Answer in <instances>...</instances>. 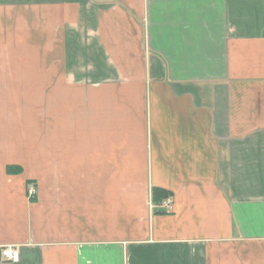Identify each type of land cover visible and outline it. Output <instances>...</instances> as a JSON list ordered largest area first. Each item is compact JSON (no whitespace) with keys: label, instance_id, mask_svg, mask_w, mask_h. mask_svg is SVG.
I'll return each instance as SVG.
<instances>
[{"label":"crops","instance_id":"0c3cea01","mask_svg":"<svg viewBox=\"0 0 264 264\" xmlns=\"http://www.w3.org/2000/svg\"><path fill=\"white\" fill-rule=\"evenodd\" d=\"M0 264H264V0H0Z\"/></svg>","mask_w":264,"mask_h":264},{"label":"built area","instance_id":"2783aa9c","mask_svg":"<svg viewBox=\"0 0 264 264\" xmlns=\"http://www.w3.org/2000/svg\"><path fill=\"white\" fill-rule=\"evenodd\" d=\"M28 195L30 198L35 195V187L29 185ZM157 209L163 213H169L172 209V201L170 198H165L160 204L157 205ZM1 258L4 262L17 263L19 261V252L16 248L6 247L1 251Z\"/></svg>","mask_w":264,"mask_h":264},{"label":"trees","instance_id":"16d2710c","mask_svg":"<svg viewBox=\"0 0 264 264\" xmlns=\"http://www.w3.org/2000/svg\"><path fill=\"white\" fill-rule=\"evenodd\" d=\"M168 196L167 193H165L164 191H162L161 189L158 188H153L152 190V201L154 203H158L160 202L163 198H166ZM158 213H163L160 211H157Z\"/></svg>","mask_w":264,"mask_h":264}]
</instances>
